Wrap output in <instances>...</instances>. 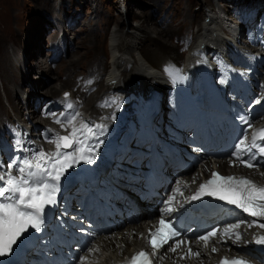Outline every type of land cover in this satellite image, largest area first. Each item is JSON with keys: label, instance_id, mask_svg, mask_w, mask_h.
Listing matches in <instances>:
<instances>
[{"label": "bare ground", "instance_id": "1", "mask_svg": "<svg viewBox=\"0 0 264 264\" xmlns=\"http://www.w3.org/2000/svg\"><path fill=\"white\" fill-rule=\"evenodd\" d=\"M154 6L150 8L149 12L143 13L147 21L150 23H156L159 30L155 27L145 28L146 37L142 39L143 35L136 33L135 28H132L131 31L128 32V34H124L122 31L120 34H118V30H113L110 32L108 36V51H109V59H108V66H105V70L108 67L106 74L103 76L99 75L100 78L95 79L91 77L89 74H82L81 76H77V80L72 86V89H70V86L72 80L68 81H61L60 84H52L46 85V97L38 95L37 90L34 89V86H36L34 83H29V89L25 90L23 89V85H17L9 84V87L4 89L7 101L14 105L15 108L18 111H22L20 117L18 119L25 124H34V125H40L41 131L45 130L46 126L49 124L50 127H55L58 130H60V133H65L59 124L55 123V119L59 117L62 120V111L64 110L65 106L68 105L70 102H67V100H64L61 102V108L59 112H57L55 118L47 116L44 120L41 119L38 115V109L36 108V105L39 104H47L50 101H52L55 98H61L62 94L66 91L71 92L74 94V99L79 101L80 105H83L82 111L84 114L88 116H96L100 115L101 109L100 106L102 105L101 98L102 95H104L107 91L117 89L123 85L122 79L125 80L127 87V91H130L128 93L132 94V98L130 100H136L138 101L140 98L138 96V93L135 89L137 87L141 88L144 84H148L149 82H152L151 84H166L169 83L167 72L165 71V67H169L171 64H167L170 61L173 62H179L182 61L180 56L174 52V49L172 51V48L168 46L169 44L166 43V41L162 40L160 34L165 36H170L172 34L173 29L171 27H164L162 23H158L156 20L151 18H154V15L156 14V11L158 10V4H161V0H153ZM257 3V7L264 10V0H255ZM203 7L199 9L201 11ZM230 12V11H229ZM228 10L221 9L220 7L210 4V8L204 12L203 15H205L206 21L204 23H201L199 26V29L194 34V43L192 44V49L199 50L202 49L203 46L208 47L207 49L211 47H217L221 51L227 49V41L233 39L232 33L236 34L234 36L236 43H241L239 45L240 49H249V47L246 44V40H242L240 38V31L237 33V29L232 28V25L234 23H237L236 20L231 18L228 15ZM201 14V13H199ZM73 15V14H72ZM94 14L92 13L91 16ZM78 17V15H76ZM198 16V15H197ZM62 19V18H61ZM61 19L59 20L61 22ZM67 21L65 20V23ZM143 21L137 22V28L140 27ZM64 23V24H65ZM111 25V22L109 20H106L103 22V29L100 33H96L94 31V24L92 21H85V23L81 24V34H76L77 36H81L77 39L81 41L80 48L91 50L96 57H99L102 53H100L99 50L102 49V43L106 40L107 37V29ZM120 25V24H119ZM102 26V25H101ZM149 27V26H148ZM59 28L52 26L47 29L44 33H46L45 36H43V43L48 47L49 43L52 44L54 48L62 47L65 48L66 46L69 48L73 47L74 39L66 36L67 33H71L68 30H66L65 38L63 39V42L57 41L59 38ZM85 35V37H82V35ZM76 36V37H77ZM47 37V38H45ZM129 37H135V41L133 42V46L129 47L126 45L127 39ZM237 39H236V38ZM76 39V38H75ZM126 41V42H125ZM77 43V42H76ZM78 44V43H77ZM147 46V47H146ZM146 47V48H145ZM254 54H252V57L256 60L258 53V49H253ZM172 58H168L167 55H171ZM214 54L216 52L214 51ZM50 55L48 54L46 57L44 53L42 54L43 61L46 62L48 66L41 67L40 72H43L44 69L49 73H52V70L58 69L59 65L64 63L63 67L61 68V72L63 71H70L71 67H76L79 65L84 58V54L78 53L76 51V54H68V57L65 59L64 56L60 57L57 61L50 58L48 61V57ZM75 59V60H69V59ZM193 59L191 56L190 51L186 53L183 57L184 65L188 66V63ZM69 60V61H68ZM258 60V59H257ZM163 62L162 64H160ZM259 64H262L261 67V80L264 82V60L259 59ZM13 63V57L9 56V53L7 54L4 49L0 51V73L3 74L6 78H11L12 74H14L13 71L9 69L8 66L12 68ZM60 63V64H59ZM100 61H95L93 64L98 65ZM160 65V66H159ZM130 69V70H129ZM104 72V71H103ZM185 72H188L185 70ZM187 74V73H185ZM34 75V74H32ZM15 76V74H14ZM31 76V75H30ZM29 76V77H30ZM69 76H73V72H70ZM39 78V77H37ZM46 79V77H43ZM59 81V76L56 78ZM12 80V79H11ZM21 82V81H20ZM19 82V83H20ZM193 83V79H192ZM43 84V83H42ZM42 86V85H41ZM96 90L94 91V89ZM64 89V90H62ZM62 90V91H61ZM60 92V94H58ZM93 91V92H92ZM37 92V94H36ZM26 93H28L26 95ZM140 95V94H139ZM141 97V96H140ZM16 98L18 103L16 102ZM35 98V99H33ZM100 100V101H99ZM76 101V104L78 103ZM107 102V103H111ZM129 102V101H128ZM127 102V103H128ZM99 104V108L97 106ZM106 104V103H105ZM129 104V103H128ZM13 106V107H14ZM108 116L111 117L113 113H115V119H104L102 116H99L98 119H100L101 122L111 120L112 122L109 124V128L106 130L108 135L110 134L111 126L115 127L118 121L119 117L115 111V107L109 106L108 107ZM166 109V107H165ZM134 110H136L134 108ZM4 107L2 106L1 100H0V116L3 117L5 115ZM167 113V112H166ZM87 116V117H88ZM2 122V119H1ZM11 122V120H10ZM5 125V123H3ZM192 126H188L184 128V131H187V129H192ZM193 131V130H192ZM68 133V132H66ZM51 137L47 136L48 139H51ZM31 137H27L24 135L22 138L20 137L19 140L22 142L24 146L30 147L27 140L31 139ZM45 141H48L46 139V136H44ZM102 140V138H100ZM104 142V140H102ZM92 143H95V141H91ZM54 147V145H52ZM101 151V150H100ZM99 151V152H100ZM46 152H52L49 149L46 150ZM2 153H0V156ZM18 154H14L9 157H1L0 161L5 164L6 162L9 163V161L17 156ZM112 168H115L113 165ZM220 170L225 174H239L244 175L260 184H264V175L260 174L258 171H235L232 168L229 167L228 163L224 159H219L217 162H206L204 167L199 171L197 174L196 172H189L186 174H179L177 176H184V179L186 183L190 186L191 191L195 190L198 182L197 178H207L210 176L212 171ZM262 173L264 172V169H260ZM70 173V169L68 170V173L64 177L65 179L68 177ZM193 177L196 178V182L193 183ZM146 206H143V209H145ZM155 220V214H145L143 217H140L139 220H137L134 223H131L129 225H126L124 227L114 228L112 231H110L108 234L99 237L95 241V247L98 248V252H93L92 254H88V264H117L123 261H126L129 259L131 255L138 252L140 249L144 247V237L150 228H152L151 224ZM153 229V228H152ZM242 232L243 240L239 243L240 245L244 246L243 250H236L234 246L232 245H225L221 248L215 247L218 250V254H214L212 251V248L207 249L206 247H202L200 251V256L198 258L192 259V260H186V261H179L175 256L172 257L171 261L168 264H216L219 262L222 258H224L226 255L229 256H249L252 254V251L249 250V247L247 246V241L254 240L255 237V229L254 228H248L247 225L245 227H242L240 229ZM264 232V231H263Z\"/></svg>", "mask_w": 264, "mask_h": 264}, {"label": "snow or ice", "instance_id": "2", "mask_svg": "<svg viewBox=\"0 0 264 264\" xmlns=\"http://www.w3.org/2000/svg\"><path fill=\"white\" fill-rule=\"evenodd\" d=\"M171 77L172 83L183 82L186 77L174 68H166ZM226 82V81H222ZM68 93H65L67 99ZM260 101L257 100L256 103ZM115 105L119 109L116 101L106 103L103 107ZM69 109L73 105H67ZM63 115V114H61ZM251 114H240L236 117L240 125L241 136L234 143L232 152V163L239 162L242 166L253 168L260 167V158H264V128H254L250 118ZM79 113L70 114L63 121L57 117L55 123L68 132L67 135L55 134L48 143L55 145V150L45 152L43 149L33 151L31 156L13 157L7 166L0 161V257L9 256L14 251V246L24 238L29 229L35 232L43 231L45 223L46 209H50L57 204V196L61 191V180L66 176L68 170L81 164H93L96 159V152L103 141L100 137L106 133V125H90L83 121L77 126L76 121ZM115 113L111 117L104 119H115ZM70 129V131H69ZM17 137L19 134H16ZM91 141H95L92 143ZM17 149L22 148L21 141L15 140ZM25 151H27L25 149ZM15 170V172L13 171ZM264 174V173H262ZM196 178L193 177V183ZM187 188L186 182L178 181L174 194L164 201L160 219L154 229L150 228L147 237L151 254L141 250L134 254L125 264H153L155 257L161 248L168 245V251L177 252L182 246L187 251L180 256V259L199 257L198 251H193L187 239L180 238L181 231L174 225L172 220L167 219L173 212L177 211V195L183 196L182 187ZM204 197L214 198L222 201L226 205L233 206L242 213L254 219L251 221H237L227 223L224 227H214L210 231L197 237V243H203L207 247L211 239L221 240L231 239L234 244H239L242 240L240 231L242 224H247L248 228L258 226L264 229V186L256 184L253 180L243 176H223L212 171L210 178L199 184L193 195L186 200L198 201ZM179 238V239H178ZM170 241L172 243H170ZM254 242L264 245V235L254 237ZM98 248H89V254L98 252ZM216 252L215 247L212 248ZM80 264H88V256L80 257ZM221 264H250L249 261L234 257L229 260L222 258Z\"/></svg>", "mask_w": 264, "mask_h": 264}, {"label": "rangeland", "instance_id": "3", "mask_svg": "<svg viewBox=\"0 0 264 264\" xmlns=\"http://www.w3.org/2000/svg\"><path fill=\"white\" fill-rule=\"evenodd\" d=\"M242 1L161 0V4H158V10L154 18H151V22L152 19L157 20L162 22L164 27H171L173 29L170 36L164 37L162 34L159 36L169 44L168 46L170 49L172 48V51L174 49V52L180 56L182 61H179V65L181 66L185 53H182L177 39L186 34L194 36L200 24L206 21L203 14L210 8V4L231 12L230 6L232 2ZM153 2V0H0V51L4 49L7 54L9 53V56L13 57L12 68L8 67L15 74V76L12 74L11 78H6L0 73V100L6 112L0 119H15L20 117L22 113V111H18L14 105L7 101L4 89L9 87V84H14L15 86L22 84L23 89L27 90L30 87L29 83L36 81L34 89L39 91L38 95L45 96L46 85H58L61 81L72 80L73 83L70 86V89H72L79 75L88 74L92 70L98 73L104 71L106 74L105 71H107L108 67L105 70V66H108L109 59L107 38L111 31L117 29L118 34L123 31L127 35L132 28H135L136 33L143 35L141 38L144 39L146 37L145 28L155 27L159 30L156 23H150L143 15V13L149 12L150 8L154 6ZM201 7L203 9L199 11ZM230 12L227 16L233 18ZM92 13L94 14L93 16H91ZM60 19L61 22L59 21ZM87 19L94 24V31L100 34L103 29V22L106 20L111 22V25L107 29L106 40L101 44L102 49L99 51L102 54L99 57H96L97 55L93 51L79 47L82 39L81 41H77L81 36H77L76 34L83 33L80 31V26ZM65 20L67 21L66 23ZM138 21L143 22L137 28L136 24ZM74 23L75 25L72 26ZM51 26L52 28L55 26L59 28L58 32L61 41L65 38L64 34H66V30L71 32L70 34L67 33L66 36L74 39V44L72 48L66 46L64 49L65 53L67 52V57L68 54H76V51L84 54L83 61L76 67H71L70 71L61 72L64 63H59L58 69L52 70V73H49L46 68L43 72H40L41 67L48 66L41 56L43 53L45 57L46 54L50 55L46 50L51 44L49 43L47 47L46 43H43V36L46 35L44 32ZM82 37H85V35L83 34ZM134 38L129 37L127 42L125 41V46H133ZM64 50L60 46L56 48V52H63ZM167 56L168 58H172L174 54ZM97 60L100 63L94 65L93 63ZM71 71L73 72V76H69ZM44 76L46 79L43 78ZM58 76L59 81L56 79ZM65 93L69 92L66 91ZM16 102L18 103L17 98Z\"/></svg>", "mask_w": 264, "mask_h": 264}]
</instances>
